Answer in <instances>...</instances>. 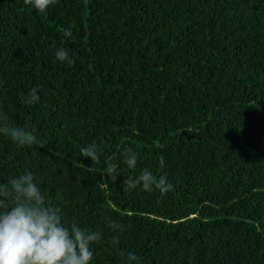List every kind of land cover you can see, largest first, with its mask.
I'll list each match as a JSON object with an SVG mask.
<instances>
[{"label": "trees", "instance_id": "1", "mask_svg": "<svg viewBox=\"0 0 264 264\" xmlns=\"http://www.w3.org/2000/svg\"><path fill=\"white\" fill-rule=\"evenodd\" d=\"M0 116L37 138L0 134V185L100 232L91 264H264V0H0ZM145 169L172 191H124Z\"/></svg>", "mask_w": 264, "mask_h": 264}, {"label": "clouds", "instance_id": "2", "mask_svg": "<svg viewBox=\"0 0 264 264\" xmlns=\"http://www.w3.org/2000/svg\"><path fill=\"white\" fill-rule=\"evenodd\" d=\"M24 3L43 14L56 0H24ZM64 34L71 35L69 31ZM56 59L69 64L74 62L64 48L56 51ZM38 91L39 88H32L25 103L38 101ZM4 120L0 116V134L7 135L17 146H31L37 142L34 130L11 127ZM81 156L96 162L100 159V149L93 142L81 149ZM122 158L129 169H135L137 152L125 148ZM106 163L109 170L114 172L117 166L111 163L110 157L106 158ZM160 164L163 167V159ZM117 177L114 174L110 178L115 182ZM138 186H142L146 192L156 189L161 194L173 189L166 176L157 177L147 169L139 176H129L123 181L124 191ZM62 220L61 209L46 203L30 173L12 179L9 184L0 185V264H91V245L101 240V233L82 229L74 221L69 227ZM108 227L113 231L123 232V226L111 220L108 221ZM118 243L119 236H113L112 244ZM136 260L134 253L127 254L128 264Z\"/></svg>", "mask_w": 264, "mask_h": 264}]
</instances>
